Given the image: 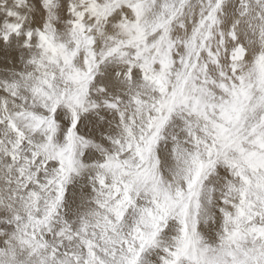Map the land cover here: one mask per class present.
<instances>
[{
  "label": "snow or ice",
  "instance_id": "6c2138e0",
  "mask_svg": "<svg viewBox=\"0 0 264 264\" xmlns=\"http://www.w3.org/2000/svg\"><path fill=\"white\" fill-rule=\"evenodd\" d=\"M0 264H264V0H0Z\"/></svg>",
  "mask_w": 264,
  "mask_h": 264
}]
</instances>
